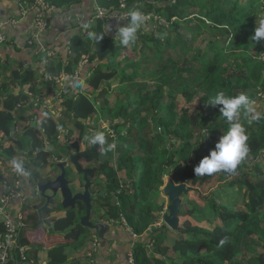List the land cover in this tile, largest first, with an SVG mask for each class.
I'll return each instance as SVG.
<instances>
[{"label": "trees", "instance_id": "obj_1", "mask_svg": "<svg viewBox=\"0 0 264 264\" xmlns=\"http://www.w3.org/2000/svg\"><path fill=\"white\" fill-rule=\"evenodd\" d=\"M25 1L29 5L34 2ZM42 1L52 8L53 15L59 13L49 23L54 32L64 23L65 17L69 22L83 18L84 22L77 24L84 33L71 34L65 71L72 73L85 58L90 72L83 87L65 88L66 98L58 103L56 113L61 119L44 111L41 115L32 114L36 119L33 128L31 123H26L27 115L22 125L19 122L25 111L37 110L33 104L38 98H31L37 95L35 72L38 68L34 63L11 68L0 60V134L8 142L7 146L0 145V156L11 158L16 148H22L17 134H25L33 149L28 156L39 163L38 172L55 167L62 160L61 155L53 157L56 163L49 164L51 153L45 148L52 147L55 151L56 146L62 145L60 138L67 135L62 132L65 129L63 120L70 115L78 139L87 143L88 152L82 162L96 163L88 169L89 180H97L104 188L98 195L104 191L103 198L117 201L115 206L104 203L106 220L121 224L122 217L138 238L147 235L131 248L135 264H264V106L256 118H250V111L245 109L237 118L245 127L249 153L234 173L220 171L201 179L194 174L195 166L214 149L230 123L219 112L221 106L213 107L210 101L224 92L228 96L243 94L249 98L250 105L257 101L264 104V61L261 60L264 40L252 39L256 18L264 13V0ZM94 3L105 15L128 14L135 10L156 17L157 21L153 22L152 17L145 20L136 39L124 46L118 29L126 26L130 17L109 21L117 25L110 26L109 31L107 19L96 18L98 9L93 7ZM145 29H148L146 35L142 34ZM90 32L95 36L89 37ZM140 40L145 53L143 58L133 62L137 58L134 44ZM30 46L36 48L35 43ZM129 47L134 52L132 57H120ZM175 50L179 54L177 61L171 56ZM115 83L120 88L114 89ZM25 86H28V94L23 93ZM115 92V103L110 107L106 96ZM198 97L197 105L192 107ZM98 103L100 110H97ZM98 111L105 121L109 120L108 127L114 133H125L121 138L122 146L116 152L105 153L107 157L102 161H99L101 146L89 145L85 139L94 135L88 132L85 123L94 121ZM16 125L19 133L12 131ZM106 140L112 141L109 133ZM72 147L75 153L83 152L76 142ZM165 177H171L176 184L186 181L192 189L202 184L197 198L214 214L213 224L206 221L211 225L210 230H201L187 220L182 221L200 212L196 206L184 202L185 195L179 212L181 229L172 232L163 223L155 227L161 216L162 205L157 198L160 199ZM12 178L7 177L9 184L15 181ZM215 182H223L220 190L239 192L241 205L222 204L215 191L210 196H202L209 184ZM49 213L45 210L42 215ZM47 222L55 232L67 237L79 233L77 246L90 238L72 215ZM169 233L176 234L172 242L167 237ZM20 245L26 246L22 237ZM66 248L63 244L49 250L48 264H64ZM170 251L177 258L168 260ZM15 258L12 262L17 260Z\"/></svg>", "mask_w": 264, "mask_h": 264}, {"label": "crops", "instance_id": "obj_2", "mask_svg": "<svg viewBox=\"0 0 264 264\" xmlns=\"http://www.w3.org/2000/svg\"><path fill=\"white\" fill-rule=\"evenodd\" d=\"M31 7L32 4H28V9H31ZM18 14V8L15 6L13 0H0L1 20L5 21L9 18H17ZM70 23L72 24L71 27H68L65 25V23H62L60 27H58L56 32H54L52 29H50L51 27H49L44 34V42L47 45L46 48L52 50L55 54L52 57H47L45 53H39L38 49H34L32 48V46L27 47L30 46L27 45V43H29L33 35V12H29V14H26L23 18H20L19 23L16 26L8 27L6 29L9 39L14 42L17 48L15 46H10L9 44L7 46L0 47V60L8 64L11 68H18V66L26 67L27 65L32 63L37 66L38 69L35 72V77L37 79L35 89L37 91V95L36 97L31 98V100L38 98L42 101V103L50 106L51 111L47 110L48 112H50V114H56V112L54 111L58 109L57 101L56 99H54L56 96L55 93H57L58 91L56 92L55 83L51 80V78L57 77L65 69V66L67 64V61L65 60L69 51L68 43L71 34L73 35L77 33L78 35H81L82 33L81 28L77 23L75 24L73 23V21H70ZM46 59L50 61L47 63ZM89 69L90 66L88 64L83 67L81 72V77L83 80L89 75ZM45 75L48 77H46ZM47 81L49 83H53L55 91L53 87L46 85ZM14 92H16L15 89ZM23 93L28 94V86H25L23 88ZM42 111H46V109L43 110L38 107L37 110H32V112L31 109L25 111V117L27 114H29V121L26 123H31L32 125L34 121L36 122V119L31 115H41ZM17 128L18 126L16 125V129ZM16 129L13 128L12 131H15V133H19V130L16 131ZM4 142L5 143L3 144V146H7L8 142L5 139ZM26 153L27 152L24 151H14V155L11 158L0 156V173L2 174V176H4L2 178L9 177L10 172H12V170L14 169L13 161L21 163L24 170L29 174V159L25 160V157H27ZM3 157L4 160L7 161V165L11 167V171L9 173L6 172L5 169L4 171L2 169L1 160ZM52 158L53 157L49 159V164L52 163ZM34 160L35 159H31V161ZM58 174L59 172H57L56 170L55 176H57ZM27 178L28 175H21L20 179L23 186V191L26 195L28 194L27 186L29 182ZM2 190L3 188L0 187V193L2 192ZM37 204L38 201H33L27 208L26 214H24L25 228L21 236L26 242L27 257L29 260L33 261L34 264H48V251L63 244L67 245V248L64 252V255L66 257V262L64 264H126V253L130 251L132 247H135L137 245L138 239H141L142 237L143 239H145L147 237V235L145 234L141 238L137 237L136 239H133L127 231L126 227H123L118 222L108 223V221L110 220L105 219V221L103 222L108 226L107 229H105L102 237L97 236L94 232L90 234V232L85 231L87 235L90 236V238L85 240V242L81 246H77L75 244L79 240V233H77L73 237H67L64 234L55 232L52 228V224H49L47 222L48 219L65 216V213H63L62 209H57L55 211L53 210L51 211V213H49L48 216H43L42 213L39 216L38 209L41 207V205ZM11 207L12 210H14L17 207L16 203H13ZM163 209L164 211L168 209L167 203H165ZM161 225H159L158 222L155 227H161ZM0 226L2 227L1 224ZM92 243H94L95 247L93 250L90 248V245ZM15 259L17 260L14 262L11 261L9 264H22L21 262H19L18 257H16Z\"/></svg>", "mask_w": 264, "mask_h": 264}, {"label": "rangeland", "instance_id": "obj_3", "mask_svg": "<svg viewBox=\"0 0 264 264\" xmlns=\"http://www.w3.org/2000/svg\"><path fill=\"white\" fill-rule=\"evenodd\" d=\"M97 4L96 3H94V5H93V7H95L96 9H98L97 8V6H96ZM122 6H124V4H122ZM93 7H92V10H91V13L92 14H94L95 13V10L93 9ZM99 10V9H98ZM98 10H96V12L98 11ZM29 12H31V11H29ZM29 12L27 13V14H29ZM55 15L57 14H59V13H54ZM55 15H53L52 13H48L47 14V16H49V20H48V22H47V26L49 25V21L50 20H52L53 19V17H54V19H55ZM121 17H123V18H125V19H128L130 16L129 15H127V17L125 16V15H121V16H117V14H115V19L118 21V20H120L121 19ZM152 16H146V20H149L150 18H151ZM69 18L71 19V17L69 16ZM153 18V22H155V21H157V18L156 17H152ZM64 23H65V25L66 26H68V27H71L72 26V24L68 21V19H67V17H65V19H63L62 20ZM80 21H82V22H84V20H83V18H79L78 20H77V22L74 20V22L73 23H81L82 24V22H80ZM129 23H130V21H128ZM19 23V22H18ZM74 24V25H75ZM107 24H110L109 26H111V28H114L115 26H117L115 23H112V22H109V21H107ZM49 27H51V25L49 26ZM52 27H53V22H52ZM52 29V28H51ZM46 33V32H45ZM44 33V34H45ZM155 35L156 34H158V32L155 30ZM44 34H42L41 36H40V38L42 39V42H44V40H43V37L45 36ZM82 34V33H81ZM142 34H144V35H146V34H148V29H145L143 32H142ZM119 37V36H118ZM33 43H35V45H36V49H38V45H37V42L36 41H34V42H32L31 44H29V43H27V45H32ZM45 43V42H44ZM8 44L10 45V46H15V44H14V42L13 41H9L8 42ZM7 44V45H8ZM6 45V46H7ZM45 45H46V43H45ZM133 45V44H132ZM131 45V46H132ZM220 46L221 47H223V44H222V42H220ZM27 47H31V46H27ZM134 49L136 50V52H135V54H134V56L135 55H137V58L136 59H134V60H132L133 62H135L136 60H138L139 58H143V56H144V53L145 52H142L143 50H142V42H141V40H140V42H137L136 44H134ZM128 49V48H127ZM131 49V47H129V51L128 52H126V50H124V51H122L121 53H120V57H125V56H128V57H132V55H133V50L131 51L130 50ZM236 53H238V52H236ZM133 56V57H134ZM171 56L172 57H174V59L177 61V58H179V54L177 53V50H175V51H172V54H171ZM146 57V56H145ZM40 58V57H39ZM149 59V61H153V59H152V57H149L148 58ZM261 60H263L264 61V55H262L261 56ZM50 60H48V59H46V62L48 63ZM264 65V64H263ZM262 74L264 75V70H262ZM46 76V75H45ZM46 77H48V76H46ZM147 83H149V79H147ZM146 83V84H147ZM46 85H48V86H51V87H53V89H54V91H55V87L53 86V83H49L48 81L46 82ZM126 87H128L127 86V84H126ZM113 88L114 89H117V88H120V86H118V84L117 83H115V84H113ZM57 88H56V92H57ZM122 91V90H121ZM56 95H58V92L57 93H55ZM117 95V92H115V93H111V95H107L106 97H107V99H108V103H109V105H110V107H112L113 105H114V103H115V96ZM198 101H199V97L198 98H196L194 101H193V103L191 104V106L192 107H195L196 105H197V103H198ZM124 102H127L126 100L124 101ZM100 103V102H99ZM99 103L96 105L97 107H98V109L97 110H100L99 109V107H100V105H99ZM188 107H190V105H188ZM262 108H263V104L261 103V102H259V101H257V102H254V103H252L251 105H250V118H256V117H258L261 113H262ZM42 109V108H41ZM53 111V110H52ZM55 111H57V110H55ZM31 112H32V110H31ZM44 112H46V113H49L50 114V112H48L47 110L46 111H44ZM29 114H27V122L29 121ZM98 116V117H97ZM97 116L96 117H93V120L94 121H92V122H86L85 124L87 125V127H88V132L89 133H91V132H93V133H95V132H97V131H103V132H105V135L106 134H108V132H107V130H106V128H107V126H108V121L109 120H104L103 119V116H102V114L98 111L97 112ZM56 117L57 118H62L60 115H58V114H56ZM57 118H55V121L56 122H58V120H57ZM24 119H25V114H21L20 115V122H19V124L20 125H22L23 124V122L22 121H24ZM97 121H98V124H97ZM114 122H117L116 120H114ZM65 124V129L64 130H62V132H63V134H66L67 133V135L66 136H64V137H61L60 139H61V146L59 145V146H56V149H55V151H53V152H51V157H56V155L57 154H60L61 155V157H62V160H65L66 159V157L69 155V154H73V153H75V151L76 150H74V148L72 147V145H73V143H77L78 145H79V150L80 151H84L85 150V147H87V143L86 142H84V141H80L79 139H78V132H77V130H75V128H74V126H73V124H74V119L70 116V115H66L65 116V119L63 120V125ZM95 124L96 125H98V128L97 127H95ZM18 129V128H17ZM16 129V131H18ZM119 131L120 132H122L123 130H122V128L120 127V129H119ZM69 133V134H68ZM116 135V136H115ZM115 135H109V137L112 139V141L110 142V143H115V145H116V147H115V149H113L112 151H115L116 152V150H118L121 146H122V141H121V138L122 137H124V135H125V133H119V135H117L116 133H115ZM17 138L21 141V144H22V148L21 149H18V148H16V150L17 151H24V152H27L26 153V155H27V157H25V160H28L29 159V161H28V163H29V173L31 174V177H35L37 174H38V171H39V163L38 162H36L35 160L34 161H31V159H32V157L33 156H28V154H30V152L31 151H33V149H32V147L30 146V143H29V137L28 136H25V134H17ZM63 139V140H62ZM108 142V141H107ZM85 143H86V145H85ZM74 151V152H73ZM199 152H201V151H199ZM102 151L99 153V155H100V158H99V161L101 160H103V158L105 157H107V155H105V152H103L102 154ZM105 155V156H104ZM113 155H114V153H113ZM8 159V158H7ZM53 159V161L52 162H54V163H56V161L54 160V158H52ZM61 160V161H62ZM1 162H2V169H3V171H4V169L6 170V172H10L11 171V167H9L8 165H7V161H5L4 160V157L2 158V160H1ZM79 164H81V163H79ZM85 163H83L82 162V164H81V166L82 167H84L85 165H84ZM96 165V163L94 162V163H91V165L93 166V165ZM57 169V168H56ZM45 170H48V169H44L43 171H45ZM57 172H59V170L57 169ZM67 173L69 174V180H71V182H74V181H78V178L79 179H81L82 177L81 176H79L75 171H74V169L71 167V166H69V168L67 169ZM15 175V176H14ZM207 175V174H206ZM9 176H13V178H12V180L14 181V180H19L20 181V179H21V174H19L18 172H10V174H9ZM168 176H170V175H168ZM123 177H124V175H123ZM203 176H200V179L202 178ZM15 178V179H14ZM165 179V181L167 180V178L165 177L164 178ZM21 182V181H20ZM186 182V181H185ZM187 183V182H186ZM199 185L198 186H196V187H193V189H194V191H192V192H190L189 194H187V195H185V196H187V197H184V202L185 203H189L191 206H196L197 207V209L200 211L199 213H196V214H193L191 217H186L185 218V220L183 219L182 221L184 222V221H189L192 225H194V226H196L197 228H199V229H201V230H205V231H207V230H210L211 229V225H210V223H214L215 221H214V214H212V212H210V210L208 209V207H203L205 204L203 203V202H201V201H199L198 200V198H197V195L199 194V186H201L202 184L201 183H198ZM220 184H223V182H215L214 184L213 183H211V184H209V186L205 189L206 190V192H202V196H210L211 195V193L212 192H216V195L217 196H219L220 197V200L222 201V204H225V205H232V206H235V205H241V202L239 201L240 200V194H238L239 192H237L235 189L234 190H230V189H224V190H220V188L221 187H219L220 186ZM189 186V185H188ZM21 188H22V193L24 194V195H26L25 193H24V191H23V186H22V183H21ZM104 190V188L103 187H101V186H99L98 185V182H97V180H93L92 181V186H91V188H90V191H91V195H92V201H91V205H92V212H91V221L93 222V221H95L96 219H99V217H101L102 219V221H105V219H107L105 216H107V213L105 212V207H104V203H106V202H109V204H111L112 206H115V204H117V201L114 203V199L113 198H111V197H106V198H103V195L105 194V192L103 191V192H100V195H98V191L99 190ZM161 189L162 188H160V191H161ZM72 190L73 191H78V192H82L83 190L81 189V190H79V188L77 187L76 188V182H75V188H72ZM218 190V191H217ZM214 192V193H215ZM163 198V199H162ZM160 199H162V201L160 200ZM160 199H158L157 198V200H159L160 201V204L162 205V211H161V213L164 211V209H163V207L165 206V203H167V200L162 196V194L160 195ZM30 204H31V200L29 199V198H27V200L19 207V210L23 213V214H26V210H27V208L30 206ZM190 205H184V206H186L187 207V209H192V207L190 206ZM237 207H239V206H237ZM57 209H60V208H57ZM57 209H55V210H57ZM54 210V211H55ZM63 212H64V210H62ZM64 213H66V212H64ZM166 213V212H165ZM84 213H81V215H83ZM160 218L161 217H159L158 218V221L157 222H160ZM111 221V220H110ZM110 221H108V223L110 222ZM206 221H209L210 223L209 224H207L206 223ZM214 221V222H213ZM86 231H89L88 229H86ZM96 234V233H95ZM97 235V234H96ZM168 238H169V240H171L170 242H172L173 240H175L177 237H176V234H174V233H169L168 234V236H167ZM258 240V239H257ZM259 241V240H258ZM256 243V245L259 243V242H255ZM251 247H254V248H256L255 246H253V245H251ZM90 248L93 250L95 247H94V243H92L91 245H90ZM167 257H169V258H167L168 260L170 259V258H177V255L176 254H174L173 252H168L167 253ZM19 262H21V261H19ZM180 262V261H179ZM178 262V263H179ZM22 264H34L33 263V261H31V260H29V259H27L26 260V262H21ZM166 264H172V263H169V262H166Z\"/></svg>", "mask_w": 264, "mask_h": 264}, {"label": "built area", "instance_id": "obj_4", "mask_svg": "<svg viewBox=\"0 0 264 264\" xmlns=\"http://www.w3.org/2000/svg\"><path fill=\"white\" fill-rule=\"evenodd\" d=\"M13 2L18 8L19 14L17 18H9L5 21L0 19V47L6 46L10 41L6 29L8 27L16 26L19 22V19L23 18L29 11H31L33 12V35L29 41V44L36 41L39 53H45L47 57L54 56L55 54L53 53V51L47 49V46L44 42H42V39L40 38V36L44 34L49 28V25L47 26V22L49 20V16H47V14L53 12L52 8L50 9L42 0H34L31 9H28V4L25 0H13ZM115 14L116 13H113L111 15H105V11L99 9L96 13V18L103 19L105 17L107 21L116 20ZM121 15H125L127 17L128 14L122 13L117 16ZM122 19L125 18L121 17L120 20ZM82 32L84 33V31ZM86 64L87 60L84 58L82 59V61H80V63L72 73H67L64 69V71H62L57 77L51 78V80L55 83L56 88L58 89V95H56L54 98L56 99L57 104L66 98L65 88H71L73 81H84L81 77V72ZM83 84L84 83H82L81 87H83ZM33 106L35 108L39 107L43 110L46 109L48 111H51V107L45 105L39 99L35 100ZM54 112L57 113V111ZM106 130L109 135H115V133L108 126ZM4 143V136L0 134V145H3ZM12 171L15 172V168ZM2 177L4 176H2V174L0 173V187L3 188L2 192L0 193V224L3 228V233L0 234V264H9L14 257H18L19 261L21 262H26V260L28 259L27 247L20 245L22 232L25 228V216L19 210V207L24 203L23 193L21 190V182L19 180H15L12 184H9L7 182V177ZM13 203H16L17 205L14 210H12L11 207ZM166 210L161 213L159 225L162 224V217L165 215ZM110 222L114 221L111 220ZM121 224L126 227L127 231L133 239L137 238V236L132 232V230L127 228V225L122 217ZM126 264H135L134 255L131 250L126 253Z\"/></svg>", "mask_w": 264, "mask_h": 264}, {"label": "water", "instance_id": "obj_5", "mask_svg": "<svg viewBox=\"0 0 264 264\" xmlns=\"http://www.w3.org/2000/svg\"><path fill=\"white\" fill-rule=\"evenodd\" d=\"M264 106V104H263ZM34 121L31 127H35ZM45 150L49 153L53 152L52 147H46ZM88 150L80 153L69 154L65 160H60L55 167L49 170L40 171L35 177L28 174V194H23L24 202L29 198L31 202L38 201L37 205H41L38 209L39 216L45 210L51 211L60 208L64 210L65 215H72L80 226L88 229L102 237L107 224L96 219L91 221L92 212V195L90 188L92 182L88 178V169L90 166L82 167L79 160L85 161ZM71 166L74 171L82 178L78 181L71 182L67 169ZM59 170V174L55 176V171ZM78 187L82 192L73 191L72 188ZM194 191L186 182L176 184L171 177H168L164 186L161 189L162 196L167 200L168 209L162 217V223L172 232H178L179 212L183 206L182 197ZM63 212V213H64ZM80 213H84L81 215ZM41 224V221H40Z\"/></svg>", "mask_w": 264, "mask_h": 264}, {"label": "clouds", "instance_id": "obj_6", "mask_svg": "<svg viewBox=\"0 0 264 264\" xmlns=\"http://www.w3.org/2000/svg\"><path fill=\"white\" fill-rule=\"evenodd\" d=\"M130 23L118 29V36L121 44L129 45L136 39V33L140 29L146 16L140 11H131ZM111 30L109 26V31ZM89 37H94V33H89ZM102 38V37H100ZM100 38H97L98 40ZM253 40H264V13L258 14L255 21ZM82 80H75L72 82V87L75 89L82 85ZM250 100L245 95L228 96L224 92L218 93L211 101L210 105L213 107L221 106L219 112L230 122L227 131L220 136L218 142L215 144L207 156L202 158L197 166L194 168V174L197 176L210 175L216 172L224 171L227 173H234L238 165L247 157L249 153L248 136L246 135L245 127L238 121V116L242 109L250 111ZM89 145H100L101 150L105 153L112 151L116 145L115 143H108L105 132L97 131L94 135L86 136ZM13 167L21 174L27 176L28 173L24 170L23 165L19 162L13 161Z\"/></svg>", "mask_w": 264, "mask_h": 264}, {"label": "flooded vegetation", "instance_id": "obj_7", "mask_svg": "<svg viewBox=\"0 0 264 264\" xmlns=\"http://www.w3.org/2000/svg\"><path fill=\"white\" fill-rule=\"evenodd\" d=\"M84 151H86V148H85V150H84ZM84 151H83V152H84ZM79 163H81V164H82V161H81V160H79ZM84 165H85L84 167H87V166H90V167H91V165H90V164H87V163H85Z\"/></svg>", "mask_w": 264, "mask_h": 264}]
</instances>
